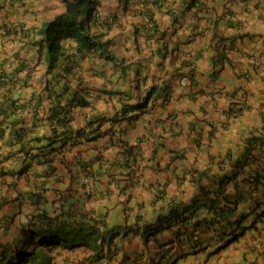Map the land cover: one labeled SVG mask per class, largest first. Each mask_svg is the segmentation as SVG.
I'll return each mask as SVG.
<instances>
[{
	"label": "crops",
	"instance_id": "crops-1",
	"mask_svg": "<svg viewBox=\"0 0 264 264\" xmlns=\"http://www.w3.org/2000/svg\"><path fill=\"white\" fill-rule=\"evenodd\" d=\"M159 1L154 7L144 0H97L103 24L96 32L100 39H110L115 61L95 51L77 53L76 40L65 37L61 43L69 56L60 57L50 71L40 28L56 13L50 9L49 18L33 24L27 16L17 22L0 19V67L10 76L0 97L9 90L19 106L0 116L1 236L14 214L35 209L30 193L51 200L67 189L74 196L89 188L97 194L81 208L72 206L73 217L91 205L95 212H107L109 225H117L114 208H123L124 199L117 184L126 172L118 142H138L143 155L130 188L136 200L142 189L164 188L153 214L160 205L162 211L171 200L197 194L198 178L183 171L207 168L208 177L200 182L210 184L227 150L235 151L250 137V142H264V0ZM218 43L228 49L215 60ZM184 74L189 77L181 85L178 78ZM164 95L167 103L161 101ZM83 96L89 104L70 110L66 129L73 137L51 150V108ZM234 102L246 104L240 114L227 113ZM99 118L106 133L93 140L85 139L88 132L74 135L78 128L96 127ZM62 130L56 126L64 138ZM44 158L51 159L50 166ZM86 173H94V180L84 182ZM145 211L147 218L151 209ZM12 219L15 226L5 227L4 236L15 235L20 225V219ZM255 225L204 264H264V223L263 229ZM90 252L85 246L60 250L52 264H92L86 259ZM198 257L202 260L204 254Z\"/></svg>",
	"mask_w": 264,
	"mask_h": 264
},
{
	"label": "trees",
	"instance_id": "trees-1",
	"mask_svg": "<svg viewBox=\"0 0 264 264\" xmlns=\"http://www.w3.org/2000/svg\"><path fill=\"white\" fill-rule=\"evenodd\" d=\"M61 2L63 3L64 10L56 14L40 29L41 38L45 41L47 47V71L57 66L60 57L67 58L69 56V53L64 50L63 44L61 43V40L65 37H72L76 40L77 45L74 51L77 53L85 54L89 51H95L106 59L115 60L114 55L108 50L110 40H101V34L95 31V29L101 25L98 14L95 12L94 3L96 0H61ZM91 28H94V30H91ZM227 49L226 46L218 43L215 60H218L220 56L222 57ZM8 80H10L9 74L0 67V88L4 85H8L5 82ZM74 103L80 106L88 105V101L82 97L75 98L70 103L66 102L65 104L54 105L50 110L48 118L51 120L50 126L52 134L49 136L48 142L51 150L62 148V144L65 142L61 140L73 137V133L68 131L66 127L69 124V114ZM18 107L17 100L9 95V90L0 97V116L4 117L9 115ZM102 120L103 118H99L97 126L91 129V136L87 137V140L95 139L101 133H106V130H100V123ZM56 126L65 128V130L61 132H65L64 138L61 137V134L56 133ZM83 131L85 130L78 128L74 131V135H85ZM249 139V142H244L243 148L236 157V154H231L232 151H230V149L224 153V156L228 159L235 158V168L230 170V174L220 171L223 159H219L216 164L218 169L216 173L218 174L212 179V185L202 184L198 196L193 198L189 205L183 207L179 212L178 209H171L166 218H163L161 215L158 216L156 220L159 222L158 224L145 220L143 223L144 226H148L150 223L151 225L147 228L142 226L140 232L142 241L147 243L149 238H156L163 230V225L170 227L171 224L180 223L182 225V227H179L180 229L189 231V218L187 215H184V210H201L205 216L200 220L195 219L194 227L204 224L207 229H210L213 233L217 232L218 234L229 233L227 229L233 228V223L243 218V214L238 212V209L241 208L242 205L247 204V208L253 209H258L260 207L256 216H264V171H257L255 173L253 170V176H251L252 182L247 179L245 175L240 178L238 177L239 173L243 172V170H241V158L244 157L245 159L248 154H250V159L253 163L261 166L259 158L264 154V142H250L254 137H250ZM57 140L62 143L58 146H53V143ZM120 143L122 149L119 153L122 155V165L126 172L123 173V176L125 175V184H119L117 187L120 188V186H123L120 188V191H124L125 187H129V185L136 183V169L139 168L143 155L138 145L130 144L127 141H121ZM252 152L254 153L251 154ZM34 155L35 154L31 157ZM44 162H49V166L51 165V159L49 158L48 160H44ZM207 171V168L202 171L189 169V173L198 174V183L200 184L204 176L208 177ZM243 182H246L247 185L251 184V186L245 192H238L237 190ZM107 190L108 189L105 191ZM94 195L97 194L95 193ZM129 195L130 194H128V199ZM28 197H30V203L34 204L38 211L32 215L26 216L25 223L17 228L15 235L8 239L0 235V264H49L51 256L47 252L42 251L43 249H57L58 247L74 248L80 245L90 247L93 249L95 258H100V252L103 251L104 244L107 245V251L110 250L111 245L116 246L112 240L115 235L123 234L127 236V230L124 229V232H121L119 226L100 229L94 220L92 222L86 220L82 222L73 217L68 209L71 206V202L68 204V208L64 210L66 213L61 210L53 214L50 213L48 204H53L57 199H59L60 202L68 198L70 201L73 200V195L69 190L63 194L60 193L57 198L51 200L43 198L37 193H30ZM59 206L62 208L63 204L59 203ZM141 207V203H135V205L131 206L125 211V219L123 222L132 226L137 225L145 216V212L141 211ZM233 216L236 217L232 219ZM103 220L102 218L101 221L103 222ZM10 223H12V220ZM9 224L4 223L5 226L2 234L6 233L5 227H8ZM155 225H157L156 228ZM136 227L138 230L139 227ZM202 232L203 230H199L198 233L195 234L194 231H191L185 235L186 238L183 240L179 239V234H176L175 237L180 242L189 241V238L195 237V246L198 241L197 236L201 237ZM102 257H105L107 261L112 259L110 253Z\"/></svg>",
	"mask_w": 264,
	"mask_h": 264
},
{
	"label": "clouds",
	"instance_id": "clouds-1",
	"mask_svg": "<svg viewBox=\"0 0 264 264\" xmlns=\"http://www.w3.org/2000/svg\"><path fill=\"white\" fill-rule=\"evenodd\" d=\"M119 1H123V0H119ZM144 1L146 3L151 4L154 7L158 6L159 3H160L159 0H148V1L144 0ZM62 5H63V3H62ZM94 7H95V12H97L96 2L94 3ZM63 10H64V6H63ZM58 13L59 12H57L56 14H58ZM55 15H53L50 19H48V21L51 20ZM148 20L152 21V16H150L148 18ZM100 24L102 25L103 22H101ZM91 30H94V28H91ZM95 31H96V29H95ZM101 40H104V39H101ZM43 42L45 44L46 55H47L46 43H45V41H43ZM110 44H111V41H110ZM110 44H109V46H110ZM108 50H109V47H108ZM111 61H115V60H111ZM188 77H189V75H187V74H184V75L180 76L178 78L179 79V83L181 85L186 84V82L188 80ZM83 97L85 98L86 101H88V104H89V100H87L85 96H83ZM77 98H80V97H77ZM161 101H162V103H167L168 98L164 95L163 97H161ZM237 104H238L237 102H234L233 104H231L229 106V108L227 109V113L228 114H233V115L240 114L242 112V110L245 108L246 104H241V105H237ZM73 105H75V103ZM76 106H80V105H76ZM138 107H142V105L141 106L139 105ZM130 117L131 118H135L136 114H134V115H132ZM84 130H85V131H83L84 134L86 132H88L90 134L88 136H86V134L85 135H80V136L81 137L86 136V138L90 137L91 136V129L88 128V129H84ZM124 131H125V129H121L120 130V132H122V133ZM118 143H119L118 145L120 147H122L121 143L120 142H118ZM132 144L133 145H138V142H133ZM243 144H244V142H242L239 146H237L235 148V151H232L231 154L232 155L236 154L235 155V157H236L237 154L240 153V150L243 148ZM43 149L44 148H42V150L40 151V155H42L44 157L46 152H44ZM253 153L254 152H252L251 154H253ZM182 156H183L182 153L174 155V157H176V158H180ZM121 158H122V155H121ZM219 159H223L222 168H221L220 171L221 172H227L228 174H230V170L232 168H235V165H234V159L235 158L234 159L233 158L232 159H228L223 154V157H221ZM44 160H48V158H44ZM241 162H242V169L241 170H243V172L239 173V175H238L239 178L245 175L246 178L251 180V182H252L251 176H253L252 175L253 170L255 171V173L257 171L258 172L259 171L260 172L264 171V165H263L264 164V154H262L260 156V158H259V163L261 164V166H258L256 163H253L251 161L250 154L246 155L245 159H244V157H242L241 158ZM138 169H136V171ZM196 170L197 171H202V170H199V169H196ZM183 173L184 174H188L189 173V169L183 171ZM189 174L192 175V176H196L198 178V174L197 173H189ZM93 178H94V173H93L92 176H88L87 173H86L85 174V178H84V182L88 183V182H90V180L91 181L94 180ZM113 181L116 182V180H113ZM121 184H125V179H123V182ZM197 184H198V192H199L200 186H202V184H200V183H197ZM204 185H207V184H204ZM210 185H212V181H211ZM117 186H119V184H117ZM158 186H161V185L158 184L157 186L154 187L155 188L154 198L151 200L152 201L151 203L147 204L148 207L147 206L143 207V208L141 207V211L145 212V215H146L145 208L151 209V213H150L149 217L145 218V216H144V219L139 221V223L137 225H135V226H132L130 224H126V223L123 222L124 219H125L124 218V215H125L124 213L131 206L135 205V203H139V204L141 203L142 206H143V203L145 201L144 200L141 201L140 199H138V201L136 200L135 196L132 194V192L130 190L132 185H129V187H125L124 191H120V188L123 187V186H120V188L117 189L118 193L119 194H123V196H124V199H122L123 208H121V209L114 208V210L116 212L114 220H116L117 225H109V222L106 219L107 212H104V213L95 212L94 210H92V206L91 205H86V211L84 213L83 212L79 213V216L75 217V218L79 219L82 222L84 220H86L88 222H92L94 220V222H96V225L100 229H103L104 227L111 228V227L119 226L121 232L122 231L124 232V229L127 230V236H124L123 234H120V235H115L113 237L112 240H113V242L115 243L116 246L111 245L109 251H107V247H106L107 245H105V244L103 245V251L100 252V256H101L100 258H95V255L93 254V249H91L88 246H85V247H87L88 249L91 250V252L86 256V259L89 262H93L92 264H112V260L115 258L114 255L117 254V249H118V243H116L114 241L116 236L125 238V239H123V241H128L129 239H127V238H131V236H130L131 233H138V236L141 239L140 232L142 230V226L144 228H147L148 226L151 225V223H150L148 226H144L143 223H144L145 220H149V222H155V224H158L159 222L156 221L158 216L161 215L163 218H166L168 212L171 211V209H178V212H179L183 207H186L187 205H189L193 198L198 196V192H197V194L193 195L188 200H178V201L171 200V202L168 203V205L166 206L165 210L160 211L159 208L162 206V205H160L158 210H157V212L155 214H153L152 211H154L155 208H156L154 206L155 202L161 200L163 198V196H164V188L163 187H158ZM250 186H251V184L247 185L246 182H243L241 184L240 188L237 191L238 192H245V191H247L250 188ZM229 188H230V186H229ZM67 190H69V189H67ZM94 191H95L94 188H93V190L91 188H89L87 190V194L83 192V194H81L79 196H74L72 194V191H70L71 194L73 195V197H72L73 200L70 201L69 198H68L67 200L63 199L62 202H60L59 199H57V201H55L53 204H49L48 205L49 208H50V213L53 214L54 212L60 211V210L65 212L64 210H66L68 208V204L71 202V206L68 209L70 211V214L72 215V213L74 211L72 206H75V208H81V207L85 206V202L88 201V199L90 198V195H93V197L96 196V195H94L95 194ZM63 193L64 192H61V194H63ZM128 194H130L129 195V199H128ZM58 195L56 196V198L58 197ZM67 201H68V203L64 204V202H67ZM59 203L63 204L62 208L59 206ZM40 204H42V203H40ZM259 208L258 209L247 208V204L242 205V207L238 209L239 210L238 212H241L243 214V218H241V219H239V221L233 223L234 227L230 228V229H227V231L229 232L227 234L226 233L218 234L217 232L213 233V231H211L210 229H207L206 225H204V224L201 225V226L196 225L194 227V224H195L194 220L195 219H199L200 220L203 216H205L204 213L201 210H197V211L195 210L197 212V214L193 210H184V215H187L188 218H189V220H188L189 221V224H188V230L189 231H185L183 229H180L179 227H182V225L180 223L171 224L170 227H167L166 225H163V230L166 229V230H168V231H170L172 233V239L165 240L159 246H156L155 256L151 255V253H152L151 248L148 247L147 244L150 243L151 239H153V240L157 239L158 235H160L163 230L157 235L156 238H149L147 243L143 242L142 239L140 240L141 244H142V247H143V250H145V252H143V254L141 252H138V255H136L134 253V250H130V252H131L130 254H133V257H131L130 254H126L123 251L117 263L118 264L119 263L120 264H125V263H122L123 261H125L127 264H199V263L204 264L205 261L207 260L208 256H210L212 254H216L222 248L228 246L229 244H231L234 241H237L239 239V237L242 236L241 234L245 233V231H248V229L250 227H256L255 223H257V226H261V224L264 223V216H259V215L256 216L257 211L259 210ZM33 210H34V212H33ZM33 210L30 209L29 211H27V210L20 211L19 213L14 214L12 218L20 219L21 221L16 220V222L20 223V225H21V222H23L22 224H24L25 221H26V216L27 215H32V214H34V213H36L38 211L36 209V207ZM235 217L236 216H233L232 219H234ZM12 218H11L12 223H10V226L11 225L15 226V223L13 222ZM102 218L104 219L103 222L101 221ZM164 223H165V221H164ZM136 226L139 227L138 230H137ZM156 227H157V225H155V228ZM261 228L263 229L262 226H261ZM199 230H203V232L201 233V237L197 236L198 241H197V244L195 246H194L195 237L194 238H189V241H185V242H180L175 237L176 234H179V239L183 240V239L186 238L185 237L186 234L190 233L191 231H194L195 234H197ZM16 232H17V228H16ZM16 232H15V234H16ZM259 234L260 233H257V236H259ZM2 235L4 236L5 234H2ZM217 236H220V237H217ZM4 237H6L7 239L9 238L7 236H4ZM175 240L178 242V244H180V246H178V245L176 246ZM186 240H188V239H186ZM244 244H245V246L247 248H251L250 242H245L244 241ZM80 246H83V245H80ZM78 247L79 246L74 247V248L58 247L57 249H55V248L54 249H43L42 251L47 252L51 256V261H50L49 264H52V259H53L54 255H56L58 252H60V250L68 251V250H73V249L78 248ZM109 253L111 254V258L112 259L110 261H107L105 259V257H102V256H105V254H109ZM145 253H148L147 257H145ZM197 254L198 255L199 254H204L203 259L200 260L201 255H200V257L197 258V256H198ZM128 257H129V259H128ZM138 259H142V260H138ZM252 263L253 262H249L248 264H252Z\"/></svg>",
	"mask_w": 264,
	"mask_h": 264
},
{
	"label": "rangeland",
	"instance_id": "rangeland-1",
	"mask_svg": "<svg viewBox=\"0 0 264 264\" xmlns=\"http://www.w3.org/2000/svg\"><path fill=\"white\" fill-rule=\"evenodd\" d=\"M52 10L54 13L60 12L63 10V5L61 0H0V19H8L12 20V22H17L18 18L20 16H27L32 19V24L35 23L33 22H39L40 20H44L49 18L50 14H47L46 11ZM155 194V188L151 191H144L142 189L140 193H138L139 199L141 200L144 199L145 202L143 203V207L147 206L148 198H152L153 195ZM142 201V200H141ZM148 207V206H147ZM131 238L128 241H123L122 237L116 236L114 241L118 243V249H117V254L114 255V259L112 260V264H118V260L124 251L126 254H130V250H134V253L138 255V252H145L143 250L142 244H141V239L138 236V233H131L130 234ZM172 239V233L168 230H163L160 235H158L157 239L153 240L151 239L150 243H148V247L151 248V255L155 256L156 252V246H159L163 241L165 240H170ZM176 246H180L178 242L175 240ZM120 248V249H119ZM127 248V249H126ZM129 250V251H128ZM148 253H145V257H147ZM131 257H133V254H130ZM154 258V257H153ZM129 259V257H128ZM142 260V259H138ZM122 263L127 264L125 261ZM120 264V263H119Z\"/></svg>",
	"mask_w": 264,
	"mask_h": 264
}]
</instances>
